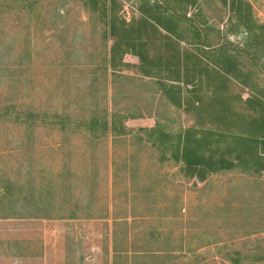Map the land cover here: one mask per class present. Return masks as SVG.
Here are the masks:
<instances>
[{"label": "rangeland", "instance_id": "374dc122", "mask_svg": "<svg viewBox=\"0 0 264 264\" xmlns=\"http://www.w3.org/2000/svg\"><path fill=\"white\" fill-rule=\"evenodd\" d=\"M142 1L106 3L134 23ZM245 1L264 24V0ZM200 2L237 72L188 61L185 111L122 47L107 63L114 38L86 0H0V264H264V39L246 48L219 0ZM113 71L128 77L113 82ZM112 110L143 116L117 139L80 123ZM156 122L172 133L164 147L139 131ZM187 127L257 140L261 165L243 155L231 171L189 177L169 153Z\"/></svg>", "mask_w": 264, "mask_h": 264}, {"label": "trees", "instance_id": "16d2710c", "mask_svg": "<svg viewBox=\"0 0 264 264\" xmlns=\"http://www.w3.org/2000/svg\"><path fill=\"white\" fill-rule=\"evenodd\" d=\"M86 1L92 5L93 10L101 12L107 25L108 34L114 38L107 63L112 67L115 66L114 54L120 47L124 53L133 54L139 60L142 75L152 79L161 97L170 100L179 109L185 106V110L188 105V101L186 102L182 96L180 85L189 83L188 76L184 71L189 69L188 61L195 59L200 61L207 58L211 60L213 73L220 74V70H222L225 75L235 76L237 72L238 53L214 43V37L211 34L214 28L202 14L200 0H163L162 4L167 6L165 11L162 10V5L157 0H143L139 9L141 16L134 23L118 22L113 10L107 6L106 0ZM113 2L114 0H112ZM219 2L221 8L228 12V24L235 20V24L231 28H237L246 35L244 37L246 48L249 47L251 36H256L257 32L260 34L261 40L264 39V24L257 23L251 17L252 8L247 1L219 0ZM169 4H174L175 9H168ZM190 10L194 11L189 13ZM217 33L220 35L219 30ZM257 38L255 37L254 41ZM181 44L195 48L200 53L196 57L187 48L182 49ZM260 44L258 41L255 45V53ZM157 46L158 49L164 48V52L155 50L156 53L153 51L151 54L152 48L155 49ZM194 69L196 68L194 67ZM155 70H158L159 76L153 78ZM112 76L114 77L113 82H119L120 78L128 77L116 74L114 71ZM244 85H246L245 82ZM34 116V112L26 113L24 123L34 122ZM142 116L143 114L140 112L127 114L120 110H112L103 115H92L80 123L86 127L87 132L93 138L103 136L109 131L112 137L117 139L126 136L129 132L125 126L127 119H136ZM139 131L143 132L149 141H158L162 147L172 135L171 132L162 129L160 122H156L152 128H140ZM176 137V143L171 144L169 150L171 158L180 166V169L185 171L186 175L196 178L200 182L205 181L209 175L231 171L239 165V162L243 161V155L249 156V159L255 164L261 165L259 160L255 162L253 158L255 154L257 155L258 142L250 137L221 134L210 129H202L195 133L192 127L182 129ZM221 142L224 144L221 145ZM260 145L264 147V140L260 141ZM257 252L259 253V249ZM263 256L262 253L254 257L261 259ZM236 259V261L240 260Z\"/></svg>", "mask_w": 264, "mask_h": 264}]
</instances>
